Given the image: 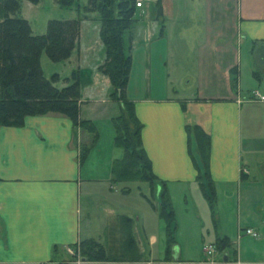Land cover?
<instances>
[{"label": "crops", "instance_id": "obj_1", "mask_svg": "<svg viewBox=\"0 0 264 264\" xmlns=\"http://www.w3.org/2000/svg\"><path fill=\"white\" fill-rule=\"evenodd\" d=\"M147 2L143 28L124 38L131 59L126 97L142 124L141 143L155 184H163L170 197L174 238L185 235L178 218L183 211L187 227L200 235L194 242L199 253L206 256L205 247L214 248L206 257L210 263L221 258L219 264H264V100L252 95L264 98V0ZM83 24L81 46L64 63L70 74L79 72V118L94 125L95 138L59 115L0 126V264H82L73 249L82 241H97L108 250L119 244L120 218L127 216L112 209L113 187L127 196L129 184L137 182L113 180L112 165L122 157L113 125L120 107L110 97L109 79L98 70L105 59V52L97 54L99 30L82 46ZM194 42L192 58L186 50ZM190 58L197 68L180 78L179 69ZM246 68L254 82L247 88ZM182 79H188L185 88L177 87ZM89 108L111 122L110 144L99 145ZM195 126L209 138L205 159L187 132ZM83 146H89L84 158ZM127 218L140 263L150 264ZM245 229L257 237L245 235ZM176 246L175 241L174 253Z\"/></svg>", "mask_w": 264, "mask_h": 264}, {"label": "trees", "instance_id": "obj_2", "mask_svg": "<svg viewBox=\"0 0 264 264\" xmlns=\"http://www.w3.org/2000/svg\"><path fill=\"white\" fill-rule=\"evenodd\" d=\"M37 4L39 0H0V126L20 127L26 117L59 115L72 121L95 138V127L79 118L80 76L72 71L65 85L58 87V74L46 79L40 66L44 52L53 63L68 60L75 49L80 35L81 19L94 13L100 22V41L105 59L99 72L109 79L112 87L111 99L120 107V114L113 119L115 146L122 150V157L112 165L113 180L121 182L147 183L152 192L157 191L159 205L151 206L166 224L167 249L171 254L175 242V214L165 186H156V177L151 171L150 161L142 147V124L134 112V105L126 97L131 59L125 36L130 35L135 23V0H88L83 7L85 16L72 20H49L46 33L33 35L27 20L21 16L22 2ZM60 5L69 7L71 0H59ZM158 16L161 15L157 2ZM236 75L232 82L236 84ZM187 132L202 159L209 150V138L198 126L187 127ZM93 138V139H94ZM89 151L83 146L82 158ZM173 227V228H172ZM119 244L108 250L104 244L85 240L73 247L82 264H141L132 231V221L120 218Z\"/></svg>", "mask_w": 264, "mask_h": 264}, {"label": "rangeland", "instance_id": "obj_3", "mask_svg": "<svg viewBox=\"0 0 264 264\" xmlns=\"http://www.w3.org/2000/svg\"><path fill=\"white\" fill-rule=\"evenodd\" d=\"M72 3L69 7L60 5L59 0H39L37 4H32L28 1L22 2L21 8V16L28 21L33 35H43L46 33L47 23L49 20H72L78 19L85 16L83 12V7L87 5L88 0H71ZM149 0L144 1L143 9H137L135 18L137 22L134 25V30H141L144 26V15H142V11L146 9ZM151 1V0H150ZM83 24V36L81 40L82 46L86 44L88 40H95V32L98 29V38L100 39V22L97 19V15L94 13L88 14V19H81V23ZM97 36V33H96ZM201 39L204 38V35H200ZM81 46V45H80ZM79 44L76 45L75 51L80 48ZM197 43H191L188 46L186 52L188 55L196 56L197 55ZM243 49V48H242ZM74 51V54L77 53ZM101 55H104V47L101 45L99 50ZM190 58L183 68L179 69L180 78H182V74L190 72L194 73L196 67V61ZM68 63H53L51 62L46 54L43 52L40 57V66L43 72V75L46 79H50L52 75L58 74L59 82L57 86L60 88L65 85L64 79L69 78L70 69L67 66ZM181 67V66H180ZM90 69V67H88ZM87 69L82 74L81 84L82 86H86L87 82L90 80V72ZM250 71L246 68V75L243 77V82L247 87L253 85L249 78ZM188 79H182L181 85L177 86L185 88V84ZM110 89V93H112V89ZM107 93V92H106ZM85 109V108H84ZM87 109V108H86ZM89 115L94 116L96 125L98 127V131L100 134L99 145H107L113 142L111 139V134L113 132V127L111 122L103 117V115L99 114L96 109L89 108ZM116 114V113H115ZM115 116V115H114ZM113 138V137H112ZM100 148H96L93 152L91 158L95 156V153L99 151ZM120 151V150H119ZM130 185V193L127 196H122L121 187L115 186L113 187L114 191L117 193L116 196H113L112 199V209L119 215H125L127 217L132 218L135 226V231L137 234V239L142 247V252L144 258L149 261L150 264H212L210 258H206L207 256H211L213 253H206V256L199 253V248L195 247L194 242L200 239V235L191 231L188 220H186L185 213L179 212L178 218L180 216V223L186 228L185 235L178 239L176 236V247L177 252L174 253L171 247V254L169 257L166 255L167 249V229L166 224L158 215V211L153 209L148 200H150L155 206L159 205V199L157 191L152 192L149 189V185L147 183L138 182L136 184ZM140 187L141 191L137 188ZM148 199V200H147ZM173 228V227H172ZM154 238V243L151 242V238ZM204 238L207 239L206 232H204ZM189 245L188 247H184V245ZM192 244V246H191ZM214 251V250H213ZM219 256V255H218ZM216 260V259H215ZM217 261L221 262L222 259H218ZM215 264H219L217 262ZM214 262V261H213Z\"/></svg>", "mask_w": 264, "mask_h": 264}, {"label": "built area", "instance_id": "obj_4", "mask_svg": "<svg viewBox=\"0 0 264 264\" xmlns=\"http://www.w3.org/2000/svg\"><path fill=\"white\" fill-rule=\"evenodd\" d=\"M144 1L146 0H135L136 9L141 8L143 6ZM252 95H253V99H255L256 101L264 100V98L260 96L258 92H253ZM243 233L248 236L257 237V234L251 229H245ZM213 250L214 248L212 246H208V247H205L204 252L210 254L213 252Z\"/></svg>", "mask_w": 264, "mask_h": 264}, {"label": "water", "instance_id": "obj_5", "mask_svg": "<svg viewBox=\"0 0 264 264\" xmlns=\"http://www.w3.org/2000/svg\"><path fill=\"white\" fill-rule=\"evenodd\" d=\"M224 260H225V262H226V260H227L226 257L224 258Z\"/></svg>", "mask_w": 264, "mask_h": 264}]
</instances>
